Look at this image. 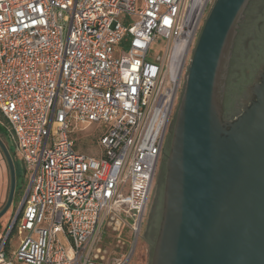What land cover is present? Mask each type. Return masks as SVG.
<instances>
[{
	"label": "built area",
	"instance_id": "2783aa9c",
	"mask_svg": "<svg viewBox=\"0 0 264 264\" xmlns=\"http://www.w3.org/2000/svg\"><path fill=\"white\" fill-rule=\"evenodd\" d=\"M213 2L0 0V115L29 177L0 236V264H126L131 250L105 260L102 232L124 251L128 220L133 237L140 231ZM159 38L165 46L156 53ZM74 124L105 128L100 155L76 149Z\"/></svg>",
	"mask_w": 264,
	"mask_h": 264
},
{
	"label": "water",
	"instance_id": "95a60500",
	"mask_svg": "<svg viewBox=\"0 0 264 264\" xmlns=\"http://www.w3.org/2000/svg\"><path fill=\"white\" fill-rule=\"evenodd\" d=\"M249 0H214L187 68L153 264H264V65L242 112L220 123L235 32ZM10 174L8 210L15 169Z\"/></svg>",
	"mask_w": 264,
	"mask_h": 264
},
{
	"label": "rangeland",
	"instance_id": "374dc122",
	"mask_svg": "<svg viewBox=\"0 0 264 264\" xmlns=\"http://www.w3.org/2000/svg\"><path fill=\"white\" fill-rule=\"evenodd\" d=\"M209 10L210 8L208 9V11ZM164 46V40L159 38L153 47L154 52L161 53L164 49ZM119 48L120 50H126V43L121 44ZM263 56L264 0H249L235 32L231 55L223 85L220 123H222V121L225 119H232L238 116L243 110L244 103L246 102V104H248L251 94L249 93L247 88L252 86L256 81L245 86L244 90L242 89V91L237 95L236 100L233 104V109H231L232 111L230 110L232 112V115H225L224 109L226 107L227 96L232 90H235L232 85L236 84L237 81L242 78V83H244L247 80L249 74L255 70L256 65L263 60ZM184 79L182 80V85L180 86L172 114L174 110L179 107L177 105L179 104V99H182L185 84ZM238 90H241V87H239ZM2 124L5 123L0 116L2 134H0V139L6 146V148H8V144H10V141L12 144V140L9 137V131ZM72 129L73 132L70 136L71 138H73L75 147L79 152L94 157L101 154L98 147V138L105 129L103 126H99L98 124H74ZM11 158L14 164L16 176L15 190L8 210L0 218V236L3 235L14 213L18 209L21 199L29 184L28 173L25 171L22 163L18 161L19 159L17 157L15 158L11 156ZM160 179L161 171L159 172L157 170L153 178L148 201L140 225V231L137 237L132 236L131 230L129 228L131 220H128V224L123 227L121 233L119 234L120 241L125 244L123 249L124 251H121L117 248L116 235L112 234L110 231L102 232L100 246L107 262L113 263L116 258H122L126 256L127 253L131 250L130 257L126 264L150 263V253L143 240L147 236L146 231L148 216L155 204L156 197L158 195V184L160 182ZM9 189V169L0 150V211H2L7 202ZM8 244L10 249L14 250L18 245V241L14 236H11Z\"/></svg>",
	"mask_w": 264,
	"mask_h": 264
},
{
	"label": "flooded vegetation",
	"instance_id": "af4514ba",
	"mask_svg": "<svg viewBox=\"0 0 264 264\" xmlns=\"http://www.w3.org/2000/svg\"><path fill=\"white\" fill-rule=\"evenodd\" d=\"M258 72L256 76V81L258 77ZM250 98H252V96ZM180 102H182V99H179V104H177L179 107L181 105ZM179 107H177L174 110L169 120L167 129L164 135L163 148L160 154V159L156 167V171L157 170L159 172L161 171V179L158 184V195L156 197L155 204L148 216L147 231H146L147 236L143 240L150 253V263L149 264H153V259H154V255H155V251H156L157 243H158V237H159V233H160V229H161V225H162V221L164 217L165 194H166L167 178H168V163H169V159H170V156L173 150V143H174L176 130L178 126L179 112H180Z\"/></svg>",
	"mask_w": 264,
	"mask_h": 264
},
{
	"label": "trees",
	"instance_id": "16d2710c",
	"mask_svg": "<svg viewBox=\"0 0 264 264\" xmlns=\"http://www.w3.org/2000/svg\"><path fill=\"white\" fill-rule=\"evenodd\" d=\"M263 64H264V56H263V60L256 65L255 70L249 74L247 80L244 83H242V81H243V78H242V79H239L236 84L232 85V87L235 88V90H232L227 96L226 107L224 109L225 115H228V116L232 115L231 109H233V104L236 100L237 95L242 91V89L244 90L245 86L256 81V74L262 68ZM239 87H241V90H238ZM1 118L3 119L2 116H1ZM3 121L5 124H2V125L7 128L6 121L4 119H3ZM0 134H1V125H0ZM7 149H8V152L10 153V155L12 157L16 158L15 146H14V144H11V141H10V144H8Z\"/></svg>",
	"mask_w": 264,
	"mask_h": 264
},
{
	"label": "crops",
	"instance_id": "0c3cea01",
	"mask_svg": "<svg viewBox=\"0 0 264 264\" xmlns=\"http://www.w3.org/2000/svg\"><path fill=\"white\" fill-rule=\"evenodd\" d=\"M9 137H10V135H9ZM10 138H11V137H10ZM11 140H12V138H11ZM12 144H14L13 140H12Z\"/></svg>",
	"mask_w": 264,
	"mask_h": 264
}]
</instances>
